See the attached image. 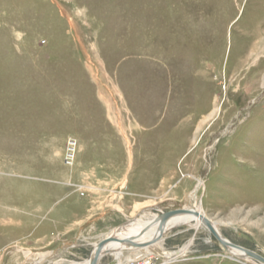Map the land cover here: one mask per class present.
I'll return each mask as SVG.
<instances>
[{
    "label": "rangeland",
    "instance_id": "rangeland-1",
    "mask_svg": "<svg viewBox=\"0 0 264 264\" xmlns=\"http://www.w3.org/2000/svg\"><path fill=\"white\" fill-rule=\"evenodd\" d=\"M199 182L220 234L264 256V0H0V264L83 262ZM141 251L261 264L187 224Z\"/></svg>",
    "mask_w": 264,
    "mask_h": 264
},
{
    "label": "bare ground",
    "instance_id": "bare-ground-1",
    "mask_svg": "<svg viewBox=\"0 0 264 264\" xmlns=\"http://www.w3.org/2000/svg\"><path fill=\"white\" fill-rule=\"evenodd\" d=\"M198 184L200 185L201 182H199ZM192 195H191V197H192ZM193 206H194V209L196 211H199V212L201 211L200 213L203 214L199 205L194 203ZM156 216L157 215H153V216H151V217H149L147 219H144V220L134 219L133 221H129L126 224H124L122 227L116 228L115 230L110 232L107 236L103 237L102 239H104V238H106V237H108L110 235H112L113 237L118 238V239L124 238V237L129 236V235H137V233H139L140 230L143 227H145L146 224H148ZM181 224H187L188 226L193 227V228L205 227L204 223L202 222V219L198 215H195L194 213L193 214L192 213H180V214H176V215L170 217L167 220V222L165 224V227L163 229L162 235L160 236V238H158L157 240H154V242L149 244V245L142 246V247H139V248H134V247L132 248V247H128V246L124 245L123 243H118V242L112 240V241L106 243L103 246V251H105L107 253H111V254L114 255L115 264H122L121 257H122V250L124 248H131L133 250L135 255L133 256V258L131 260L135 259L140 253H141L140 255H145L146 256L147 252H142L141 250H148L149 248L154 247L155 245H157L160 242V240H162V236H163L164 233H166V231H168L169 229L175 228L176 226L181 225ZM214 227L216 228L218 233H220L218 228H217V226L215 224H214ZM158 234H159L158 223L156 222V223L151 224L150 227L148 229H146V231L143 232L142 235H140V237L137 239V241L145 242V241H149L151 239H156ZM102 239H100L99 241H101ZM98 242H95L93 244V248L95 247V245ZM187 247H188V245H185L184 247H182L178 251L179 254L185 253V251L187 250ZM226 249L229 251V253L233 254L237 258H243V260L245 259V260H250V261L254 260L252 258H249V257L245 256L241 250H238L236 248L227 247ZM173 254L174 253H172V254L171 253H165L166 257L167 256H169V257L170 256H176V255H173ZM89 258L84 260L83 262H80V263L79 262H72L70 264H88L89 263ZM159 264H161V263H159Z\"/></svg>",
    "mask_w": 264,
    "mask_h": 264
},
{
    "label": "water",
    "instance_id": "water-1",
    "mask_svg": "<svg viewBox=\"0 0 264 264\" xmlns=\"http://www.w3.org/2000/svg\"><path fill=\"white\" fill-rule=\"evenodd\" d=\"M199 184L197 183V185L195 186L194 190H193V195L192 197H190L189 199V203L188 205H186L185 207L182 208H176V209H171L168 211H163L160 214H158L156 217H154L148 224H146L145 227H143L139 233H137V235H129L126 236L124 238L118 239L113 237L112 235L102 239L101 241H99L95 247L92 250V253L90 254V258H89V263L88 264H98V261L100 259L101 256H103L106 252L103 251V246L110 242V241H116L118 243H123L124 245L128 246V247H134V248H139L142 246H146L149 245L151 243L154 242V240H157L158 238H160V236L162 235L163 229L165 227V224L167 222V220L176 215V214H180V213H194L195 215H198L201 219L202 222L205 225V228L208 229V231L214 236V238L225 248L227 247H233L236 248L238 250H241L243 252V254L249 258L254 259L255 261L264 264V256H262L261 254H259L258 252L243 247L241 245L235 244L231 241H229L228 239L224 238L220 233H218V231L216 230V228L214 227V224L212 223V221L205 217L203 214H201L199 211H196L194 209V203L196 201V191L199 188ZM134 220V219H133ZM131 220V221H133ZM129 222V221H128ZM158 223V231L159 234L157 235L156 239H151L149 241H145V242H139L137 241V239L140 237V235H142L143 232L146 231V229H148L150 227L151 224L153 223ZM127 223V222H126ZM124 223V224H126ZM123 224V225H124ZM123 225L119 226L122 227ZM117 227V228H119Z\"/></svg>",
    "mask_w": 264,
    "mask_h": 264
},
{
    "label": "built area",
    "instance_id": "built-area-1",
    "mask_svg": "<svg viewBox=\"0 0 264 264\" xmlns=\"http://www.w3.org/2000/svg\"><path fill=\"white\" fill-rule=\"evenodd\" d=\"M70 146L73 147V143H70ZM70 146H69V149H70ZM69 149H68V151H69ZM67 157L72 158V156H69L68 153H67ZM140 254L135 259H133L131 261L129 260L130 262L128 261V264H159V263H161L160 261L153 259V257L148 253L146 256L140 255Z\"/></svg>",
    "mask_w": 264,
    "mask_h": 264
},
{
    "label": "crops",
    "instance_id": "crops-1",
    "mask_svg": "<svg viewBox=\"0 0 264 264\" xmlns=\"http://www.w3.org/2000/svg\"><path fill=\"white\" fill-rule=\"evenodd\" d=\"M92 200L90 199V200H88V202H91ZM93 206H90V208L89 207H87L86 208V210L84 211V213H87L91 208H92ZM82 215V214H81ZM85 214H83V216H84ZM84 217H88V214H86V216H84Z\"/></svg>",
    "mask_w": 264,
    "mask_h": 264
}]
</instances>
